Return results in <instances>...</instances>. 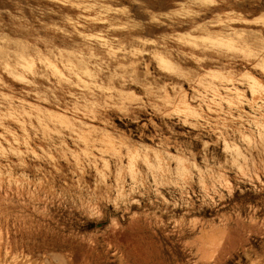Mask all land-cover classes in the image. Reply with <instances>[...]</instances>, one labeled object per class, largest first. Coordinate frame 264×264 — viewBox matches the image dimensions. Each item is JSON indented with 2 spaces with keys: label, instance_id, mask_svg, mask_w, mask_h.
Listing matches in <instances>:
<instances>
[{
  "label": "rangeland",
  "instance_id": "374dc122",
  "mask_svg": "<svg viewBox=\"0 0 264 264\" xmlns=\"http://www.w3.org/2000/svg\"><path fill=\"white\" fill-rule=\"evenodd\" d=\"M264 0H0V264H264Z\"/></svg>",
  "mask_w": 264,
  "mask_h": 264
},
{
  "label": "bare ground",
  "instance_id": "6f19581e",
  "mask_svg": "<svg viewBox=\"0 0 264 264\" xmlns=\"http://www.w3.org/2000/svg\"><path fill=\"white\" fill-rule=\"evenodd\" d=\"M263 59H264V57H263Z\"/></svg>",
  "mask_w": 264,
  "mask_h": 264
}]
</instances>
